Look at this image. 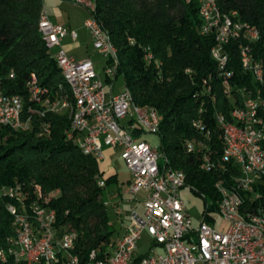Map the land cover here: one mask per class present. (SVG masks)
Listing matches in <instances>:
<instances>
[{"label":"trees","instance_id":"1","mask_svg":"<svg viewBox=\"0 0 264 264\" xmlns=\"http://www.w3.org/2000/svg\"><path fill=\"white\" fill-rule=\"evenodd\" d=\"M91 1L90 16L115 50L116 74L107 81L111 84L120 76L135 106L154 109L161 116L157 133L161 165L184 175L185 187L204 200L203 220L213 223L220 199L218 187L239 192L231 187L238 185L236 167L228 164L223 170L217 164L222 139L214 117L230 121L233 104L210 55L213 36L200 33L197 4L184 0ZM216 5L235 21L264 27V0H216ZM42 9L43 0H0V90L23 97V119L30 120L35 104L28 95L33 77L40 90L51 92L50 100L60 99L66 105L60 114L33 115L32 127L30 120L31 129L26 132L0 128V250L8 247L13 236L7 210L19 204L8 193L13 189L28 210L30 203L46 198L48 208L55 212L57 236L74 233L72 253L77 264H88L92 252L104 259L114 243L103 194L116 176H105L99 162L66 136L71 125L67 110L75 109V103L39 31ZM227 50L231 84L249 86L264 98V80L259 85L242 70L236 43L232 41ZM252 57L264 74V36L252 45ZM47 99H37L36 107H43ZM197 119L204 130L195 125ZM41 122L49 126L48 135L39 128ZM188 143L193 144L191 152ZM204 156L209 162L203 163ZM256 189L261 194L256 200L252 193L239 192L243 207L264 212V179Z\"/></svg>","mask_w":264,"mask_h":264},{"label":"built area","instance_id":"2","mask_svg":"<svg viewBox=\"0 0 264 264\" xmlns=\"http://www.w3.org/2000/svg\"><path fill=\"white\" fill-rule=\"evenodd\" d=\"M85 8L89 18L84 22L92 45L109 62L105 67L108 79H114L116 65L112 52H107L103 38L90 16L91 0H70ZM195 2L201 19L200 33L213 36L214 45L210 50L211 58L217 64L220 77L224 80L226 97L233 104L231 114L238 118V127L220 126L222 139L221 161L223 170L228 164L235 166L239 184L235 186L239 192L252 193L253 199H260L261 194L256 189L264 176H247L241 167H237V151L246 149L247 158L253 164L264 166V103L258 102V90L246 85L231 84L232 72L227 71L230 62L227 47L234 41L239 52V62L244 72L250 73L257 69L256 59L252 57V45L264 36V27L259 29L246 23L233 20L230 16L215 13L209 0H184ZM236 16L235 13L231 14ZM42 30L44 38H48L49 48L53 49L54 59L62 67L69 78L76 82L79 91L77 109L67 110L71 113L72 130L69 140L86 146L87 152L95 158L104 157V149L117 150L119 157L129 172V182L124 195L130 202L136 201L142 195V213L134 207L127 212L128 225L124 234L116 239L110 247V253L104 259H97L96 252L89 264H101V260H109V264H264V235H257L250 229L234 226L233 221L222 222L220 230H215L205 222L204 216L196 230L191 226L189 214L179 196V190L185 187L180 183V177H174L168 168L163 167L157 148H153L143 137L155 135L154 122L151 115H139L128 105L124 89L118 94L106 97L104 87L94 70L89 58L76 59L68 55L60 46L67 34L74 40L75 31H66L61 26L53 24L48 14H44ZM242 33H250L252 43L242 42ZM260 76V75H259ZM12 77V75H11ZM49 90H36L32 85L28 95L33 97L35 104L31 108L32 116L43 117L49 111L60 114V99L50 100ZM48 98V106L36 107V100ZM9 99H16V111H9ZM20 95H8L0 90V128L6 127L16 132H26L31 127H24L20 119ZM63 115V114H62ZM215 121L217 123L216 117ZM195 125L204 130L200 119ZM43 133L49 134V126L39 124ZM188 152L193 150L187 145ZM209 162L204 156L203 163ZM101 181V187L103 186ZM11 197L19 200L18 206L9 205L7 210L11 217H16L15 228L22 229L28 252H18L13 244V254H22L19 264H77V256L72 253L76 235L64 232L57 236L55 229V212L48 208V200L30 203L29 210L21 201V194L9 189ZM38 198L41 196L38 192ZM223 196V195H222ZM228 201L229 207L244 208L242 202ZM117 215H123L121 206H116ZM256 210H262L257 208ZM254 210L253 219H256ZM34 216L43 217V226L50 227V236H43L35 230ZM143 233H146L154 244L161 249L154 253V247L146 256L137 257L136 250ZM12 242V237L10 238ZM13 243V242H12ZM8 260H0L7 264Z\"/></svg>","mask_w":264,"mask_h":264},{"label":"bare ground","instance_id":"3","mask_svg":"<svg viewBox=\"0 0 264 264\" xmlns=\"http://www.w3.org/2000/svg\"><path fill=\"white\" fill-rule=\"evenodd\" d=\"M213 10L215 13H220L217 5L216 0H209ZM92 8V1H90V9ZM44 14H47L44 9L41 10L40 16H39V22H38V28L42 35V38L46 44V47L52 52V57L54 59V52L52 48H49L48 38H44V32L42 30V23ZM94 20V19H93ZM96 27L99 29V32L101 34V37L103 38V44L107 49V52H112V58L115 55V50L112 47L108 35L100 28V26L96 23L94 20ZM242 40L244 43H252V36L250 33H242ZM148 58V57H147ZM55 61V59H54ZM64 82L67 84V86L70 88L73 100L75 103V109L78 108L79 104V91L76 85V82L71 80L69 78V75L65 73V68L62 67L57 61H55ZM257 63V62H256ZM257 69L258 70H252V78L255 82H258L259 85L262 83V80H264V74H262V70L260 65L257 63ZM260 75V76H259ZM33 86L36 88V90H40L36 86V80L33 77ZM32 85V82H31ZM224 86V83H223ZM209 91V90H208ZM124 93L125 98L128 100V105L134 110L135 113L139 115H151L153 116L154 122H157L155 127V135L158 133L159 125L161 122V116L154 110L150 108H141L137 107L133 104L131 94L129 91L124 87ZM258 102L264 103V98H261V95H258ZM43 106H48V99L43 103ZM63 107L65 109L66 105L63 104V106H60V108ZM62 108V110H64ZM61 110V109H60ZM9 111H16V99H9ZM63 111H60V113ZM49 113H57L56 111H49ZM230 117L231 120L228 121L224 117H217V124L220 126H229V127H238V118H236L233 114H231L230 111ZM20 119L21 122L24 123V127H30V120L29 119H23V102H21V111H20ZM72 130V122L70 125L69 130L66 132V136L69 138V132ZM78 148L85 153L86 155L92 156L95 158L94 154L88 153L86 146L83 144H76ZM160 157V154H159ZM237 167H241L244 173H247V176H264V166L261 164H253L251 160L247 158V151L246 149H239L237 151ZM97 161L100 160V158H95ZM170 170V169H169ZM170 172L174 175V177H180V183L184 185L185 178L184 175L180 172H175L170 170ZM237 183L239 184V177L237 179ZM101 186V183H99ZM219 188L220 191V199L217 202V212L219 216L222 219V222H231V219L233 221L234 226H241L245 229L252 230L257 235H264V212L262 210L256 211V219H253L251 216H254V212L250 210H245L244 208H236V207H229L228 201L225 200L224 196L226 198H229L231 202H242L244 201L239 192L234 190H228ZM246 192H242L244 194ZM223 195V196H222ZM34 223H35V230L41 231V234L43 236H50V227L49 226H43V217L42 216H34ZM16 225V217H12V227H13V236H12V242L8 241V247L0 250V260L3 257V260H8L7 264H19V262H22V254H13V244L15 245V248L18 252H28V245H26L25 238L23 236L22 229L15 228ZM94 252H92L89 255V259H93ZM89 264V263H88ZM101 264H109V260H101Z\"/></svg>","mask_w":264,"mask_h":264},{"label":"rangeland","instance_id":"4","mask_svg":"<svg viewBox=\"0 0 264 264\" xmlns=\"http://www.w3.org/2000/svg\"><path fill=\"white\" fill-rule=\"evenodd\" d=\"M51 2V4H57L59 2H61V0H43V8H47L49 3ZM66 9L68 10V12L71 13L72 18L75 21H78L81 16L83 15L84 18H86V20L89 18V12L77 5L72 3H65ZM66 10V11H67ZM87 55H89V58L91 59L93 65H94V69L95 72L99 78V80L101 81L106 93L108 94V90H109V82L107 81V76L105 74V67L107 65V62L110 60L109 57L105 58L103 57L97 50H95L93 48L92 45V40L90 38V40H87ZM112 80V79H109ZM121 88L124 89L123 87V80L120 76H118L115 79V87H114V92H118L119 90H121ZM63 107H61L60 111L62 110ZM66 111V110H65ZM144 139L153 147V148H159V138L158 135H154V134H147L144 136ZM188 146H192V143H188ZM113 167L117 172L118 175V185L119 186H124V184L126 183V180H128L129 177V172L128 170L123 166L122 162L119 159H116L113 162ZM113 185L108 186L103 194V199L105 200V202H111L110 200V192L113 189ZM179 196L181 198V200L184 203V206L186 207L190 220H191V226L194 230H196L202 220V211L204 209V200L201 196H199L197 193H195L193 190H191L189 187H183L182 189L179 190ZM52 197V196H50ZM210 203V201H209ZM121 209L123 211H125L124 207L121 206ZM108 221L111 224L112 228L114 229V237H117L118 235H120L123 231V222L121 221V217H119L116 214V211L114 210V208H112V205H108ZM214 216V221L213 223H211L210 225L215 229V230H220L221 228V217L219 216L218 212L217 214H212ZM152 239L146 234L143 233L141 236V239L138 243V247L136 250V253L138 255H145L146 253H148L152 246Z\"/></svg>","mask_w":264,"mask_h":264},{"label":"crops","instance_id":"5","mask_svg":"<svg viewBox=\"0 0 264 264\" xmlns=\"http://www.w3.org/2000/svg\"><path fill=\"white\" fill-rule=\"evenodd\" d=\"M64 2L65 3H72L70 0H61V2H59L57 4H51V2H50L48 7L44 8V10L46 11V13L48 14V16L50 18V21L53 24L61 26L64 30H66L68 32L69 31H75L77 34V37L74 40L70 37L69 34L64 36L60 42V46L68 55L73 56L76 59L89 58V55L86 54L88 51L86 45H87V40H90V37H89V34L87 33L86 29L84 28V22L88 16L86 18H84L82 15L78 21H75L72 18L71 13L68 12V10L66 9L67 5H65ZM114 87H115V81L113 83L109 84L108 94L105 91L107 98H110L111 95L118 94L123 89V88H121V90H119L118 92H114ZM123 87H124V85H123ZM143 139H144V137H143ZM103 154H104V157H103L102 161H100V160L98 161L99 162L98 165H99L100 170L104 173L105 176H112V175L116 176V182L114 184H112L114 187H113V189L109 195L111 202H106V203H107V205H112V208H114V210L116 209L115 207L119 206V205L123 206L125 209V211L123 212V215H118L119 217L123 218V219H121V221L123 222L124 225H123L122 233L120 235H118L117 237L113 236L114 241H115L116 239L120 238L125 232V229L128 225L127 212L129 211V209L131 207H134L138 213H140V214L142 213V211H143V209L141 207L142 195H138L136 197V201L130 202L127 200V197L124 195L123 192H124L128 182H129V177H128V180H126V183L124 184V186H119L118 185V175H117L116 170L113 167V162L116 159H119L121 161V159L119 157V152L117 150L105 148ZM152 244H153V242H152ZM151 247H154V244ZM153 252L155 254L160 253L161 249L159 247L155 246L153 249ZM148 253H146L145 255H147ZM136 256L142 257L144 255L141 256V255H138L136 253Z\"/></svg>","mask_w":264,"mask_h":264}]
</instances>
